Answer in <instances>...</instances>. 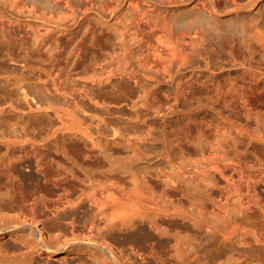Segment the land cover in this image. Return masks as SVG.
Returning <instances> with one entry per match:
<instances>
[{"label":"bare ground","instance_id":"obj_1","mask_svg":"<svg viewBox=\"0 0 264 264\" xmlns=\"http://www.w3.org/2000/svg\"><path fill=\"white\" fill-rule=\"evenodd\" d=\"M25 1L34 3L46 12L61 9L52 0ZM146 1L156 5L153 0ZM262 1L160 0L168 5L181 6L176 11L166 12L169 24L187 30L184 33L198 26V30L201 28L199 33L205 39L215 41L222 48H230L235 61L233 71L222 76L210 72L200 84L212 105L219 106L218 109L224 108V111L227 109L246 122L256 123L261 116H252L250 109L254 98L264 99V66L251 64V55L256 46L262 44V38L255 27L264 25ZM25 8L28 13L25 19L6 20L10 25L8 35L18 42H26L31 55L53 49L57 42L56 35L62 30H55L52 35L49 34L50 38L44 37L38 26L32 23V19L38 18L34 10ZM139 8L142 6L139 5ZM80 23L81 20H78L75 25ZM0 26L2 28L3 23ZM3 40L0 34V44ZM136 63L139 65V60ZM31 67L28 61L24 62L23 69ZM123 72L142 95L145 106L152 109L153 101L158 97L156 91H163V83L166 89L168 87L165 90L168 92H164L169 97L167 109L176 104L191 85L183 81L185 74L180 71L162 72L159 76H153L128 66ZM39 75H21L16 81L14 92L25 100L26 109H34L41 113L40 116L23 115L26 110L23 105L21 107L8 101L4 104L13 115L0 118V264H214L217 259L220 261L217 264H264V231H252L244 226V229L238 231L235 224L229 230H220V221L225 211L216 202L211 205V213L215 217L213 222L200 216L205 214L206 206L199 199L197 201L200 203L196 205L200 206L197 211L200 208L198 212L201 214H194L197 218L193 214L194 218L191 216L192 203H186L188 199H183L186 192L175 181V177L181 179L187 173L182 169L174 170L171 174L172 171L166 172V169L160 167L142 172L134 168H115L116 171L109 166L111 169L81 168L79 175H76L75 170L65 164L76 162L80 155L77 152L80 143L99 150L97 155L92 156L96 160L105 162L109 159L103 148L105 142L101 144L98 136L105 134L102 126L108 123L105 124L103 117L94 114V111H87L82 104L75 102L74 106H69L71 98L69 102L66 101V93L59 91L57 86L53 90L47 89L42 82L44 78L41 79ZM80 95L86 97L87 94ZM93 103L97 104L96 100ZM4 104H0V113L4 111ZM47 112L51 113L50 116ZM156 112L159 113L160 109ZM21 113L22 117H15ZM43 116L45 119H42ZM135 119L145 123V136H149L152 124L136 114ZM92 120L95 126H91ZM126 124L125 128L116 126L117 129H113L111 126L112 140L131 142ZM28 126L37 128L36 133L29 131L31 129L28 130ZM101 128L104 132L100 131ZM214 128L216 136L214 141L211 139L213 142L230 134L222 125L216 124ZM182 129L173 126L169 128V135L172 139L183 140L185 133ZM255 135L252 137L257 138L258 135ZM213 142H209L207 154L215 157V160L210 157L207 166L209 170H206L208 173L202 171L200 176L206 175L205 181L216 186L219 184L216 174L223 177L227 164L223 162L219 148L215 149L217 143ZM167 150L164 154L169 159L170 152ZM203 151L204 148L202 154ZM84 156L90 157L89 154ZM19 164L25 165V171L29 173H21ZM151 179L153 184L155 182L153 186L149 184ZM209 188L205 193L209 192ZM210 193L207 197L211 196ZM251 198L246 200L247 204H254ZM176 225L184 226L195 234L181 235ZM146 238L150 240L149 243L158 241L167 248L171 247L175 251L174 255L171 258L147 256L143 248ZM204 253L209 258L205 262L200 259L205 256Z\"/></svg>","mask_w":264,"mask_h":264},{"label":"rangeland","instance_id":"obj_2","mask_svg":"<svg viewBox=\"0 0 264 264\" xmlns=\"http://www.w3.org/2000/svg\"><path fill=\"white\" fill-rule=\"evenodd\" d=\"M52 1L57 2L61 9L56 12H46L25 0H0V22L4 25L2 28L0 26V34L4 38V42L0 44V104L11 101L18 106L23 105L26 109L25 100L20 94L14 92L16 81L21 75L31 77L34 74H40L41 79L44 78L42 82L47 89L53 90L57 86L59 91L65 92V96L69 97L66 96V101L71 98L70 102L68 101L69 106H74L75 102L82 104L85 109H88L87 111H92L90 113L94 111V114L97 113L96 115L103 117L105 124L108 123L107 125L102 123L106 132L98 136L101 144L105 142L103 148L109 158L105 162L107 163V160L109 162L106 164L99 159L96 160L97 158L92 156L97 155L99 150L80 143L77 151L80 155L77 156L76 162L65 164L75 170L76 175H79L81 168L93 170L95 167L100 170L111 169L110 167L112 169L114 167L113 170L131 168L130 170L137 169L142 172L160 167L163 170L166 169L164 170L166 172L172 171L171 174L174 170L182 169L187 173L185 172L181 179L175 177L177 179L175 181L184 188L186 197L183 196V199H188L186 203L188 205L192 203L191 209L189 207L191 216L200 211V208L197 211L200 207L197 205L202 200L208 211H204L205 214L200 216L213 222L215 217L211 213V205L216 202L215 204H220L221 210L225 211H222L225 214L223 213L224 216L220 221V230H229L235 224L238 231L245 227L252 231H264V119L262 118L264 117V99L254 98L250 109L252 116L258 115L257 117L261 116L262 119L260 118L257 123L256 121L246 122L229 113L227 109L226 111L223 110L224 108L218 109L219 106L215 107V104L213 107L210 99L206 97L203 85L200 84L205 76L211 73H219L222 76L233 71L235 61L229 51L230 48L226 46L222 48L215 41L205 39L203 34L199 33L201 28L198 30V26L184 33L187 30L177 29L178 27L169 24L168 17H165L166 12L180 9L181 6L177 4L168 5L160 0H153L156 5L146 0ZM260 3H264V0ZM139 5L142 8H139ZM25 7L34 10L38 18L32 19V23L38 26L44 37L50 38L55 30H62L56 35L57 42L53 49L31 55L28 53L26 42H18L8 35L7 29L10 25L6 20L25 19L28 16ZM78 20H81V23L75 25ZM255 27L262 38V44L256 46L251 55V64L263 67L264 25ZM137 60L139 65L136 63ZM26 61L32 66L31 68L23 69ZM128 66L153 76H159L162 72H184L183 81L191 85L184 96H180L176 104L171 107L172 109H167L166 103L169 102V97H166L165 94L168 91L165 90L168 87L166 89L163 83V91L160 89L156 91L158 97L154 99V109H152L145 106L142 95L134 87V83L128 79V75L123 72ZM80 93L87 95L81 97ZM94 100L97 104L93 103ZM6 107L7 105L3 106L4 111L0 113L2 119L13 115L12 111ZM157 109H160L159 113L156 112ZM166 110L167 113H165ZM47 113L50 116L51 113ZM24 114L28 117H36L41 113H37L34 109H26ZM135 114L152 124L150 137L145 136L147 135L145 123L135 119ZM18 115L22 117V113L14 116ZM42 119H45L44 116ZM123 123H127L125 126L129 130L131 144L123 140H112L113 129L124 127ZM216 124L227 128L230 137L225 136L224 140L220 137L218 142H213L216 136L214 135ZM91 126H95L94 120ZM173 126L182 127L185 133L183 136L185 135L186 139H172L169 128ZM31 127L28 126V130L31 129L29 131L36 133L37 128ZM100 131L104 132L102 128ZM250 133L256 134V137L263 135L261 136L263 139L253 138L254 136L252 137ZM208 141L217 143L215 149L219 148L217 149L221 153V158L227 164L223 177L216 174V181L219 183L216 186L210 181H205L206 175L200 176L208 173L210 157L215 158L207 154L210 146ZM176 142L181 145H177ZM170 145L178 146V148ZM164 148L170 149H166L170 152L169 159L165 157ZM203 148L205 151L202 154ZM68 150L72 152L71 148ZM83 154H89L94 160L83 157ZM24 166L19 164V171L21 173L23 171L24 174L29 173L25 171L26 166L25 168ZM189 171H193L191 175L188 174ZM152 180L149 182L151 186L155 184ZM247 185L251 187L247 188ZM208 188L212 193L209 197H207L209 192L205 193ZM249 197H252L255 205L247 204L246 200ZM199 214L201 213L198 212L196 216ZM176 228L181 235L195 234L181 225H176ZM120 236L122 238V235ZM149 241L147 238L143 241L147 256L171 258V255H174L175 251L171 247L167 248L158 241L152 243ZM204 255L200 259L204 262L208 261V255L206 253ZM219 262L217 259L214 264Z\"/></svg>","mask_w":264,"mask_h":264}]
</instances>
